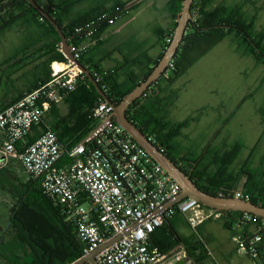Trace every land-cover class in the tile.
<instances>
[{"label": "built area", "instance_id": "2783aa9c", "mask_svg": "<svg viewBox=\"0 0 264 264\" xmlns=\"http://www.w3.org/2000/svg\"><path fill=\"white\" fill-rule=\"evenodd\" d=\"M128 12V7L116 5L111 12L76 24L72 33L75 42L69 43L73 58L63 53V60L51 62L47 82L24 92L0 111V169L18 160L29 177L40 181L43 194L61 206L66 220L74 226L84 256L121 236L96 255L98 264H178L184 260L193 264L184 246L164 254L153 243L154 233L167 220L182 215L199 234L198 228L206 221L223 220V211L190 198L167 208L180 196V185L116 123L113 105L101 97L93 111L96 132L79 143L64 144L50 126L34 141L26 142L34 127L43 123L45 113L62 103L86 77L74 60L80 62L104 40L105 30ZM91 74L99 83L114 70L94 69ZM102 88L106 93L107 85ZM20 143L22 150L18 151ZM64 157L67 162L60 165ZM231 194L237 199H250L242 190L235 189ZM244 219L257 229L243 231L235 223L232 232L237 249L256 264H264L259 259L264 221L249 213Z\"/></svg>", "mask_w": 264, "mask_h": 264}, {"label": "trees", "instance_id": "16d2710c", "mask_svg": "<svg viewBox=\"0 0 264 264\" xmlns=\"http://www.w3.org/2000/svg\"><path fill=\"white\" fill-rule=\"evenodd\" d=\"M9 1L0 0V7ZM35 1L61 27L68 43L75 42L72 34L73 27L85 21L71 20L66 23V19L70 15V10L76 0H50L48 5H44L42 0ZM211 2L212 0H194L191 8L193 17L187 26L172 65L168 66L167 72L127 109L126 115L156 146L163 149L164 153L176 162L202 191L211 195L223 194L227 197H233L231 192L238 186L240 176H249L250 182L246 184L243 191L250 196V201L264 208V185L257 179L259 172L241 170L236 174V177L233 176V164L241 146H237L231 152L223 155L212 153L208 149L202 157L196 156L193 160L178 159L171 152V143L174 138L180 135L182 129L188 127L194 119L190 118L175 123L166 115L157 116L154 113L156 108L161 107L165 100L161 96L164 89L161 88L160 82L174 83L227 35L234 34L244 53L253 56L264 64V30L258 31L252 22L247 23L240 6L233 8L218 7L210 10ZM110 3H117L116 5L124 7L128 4L122 3L121 0H100V7L95 12L106 11V5ZM168 6L174 20L173 26L167 34L158 33L163 51L152 66L148 68V71L137 80L129 75L125 80L120 81L118 76V71L122 69L120 67L115 70L114 74L99 82L101 88L105 84L107 85L106 94L115 105H119L126 95L147 79L162 58L169 41L172 40L182 9V0H170ZM134 7L135 5L128 9ZM23 17L39 26L42 35L38 41H40L41 46L34 57L29 56L25 50L22 53H17L4 64L23 68L30 62L43 60L37 67L40 70H45L51 62L63 60L64 54L60 51L62 43L59 33L47 18L27 0H13L11 7L0 12V32ZM85 61L84 56L80 63L90 72L94 69L101 70L98 65L92 67ZM49 78L50 74H47V79ZM46 80L38 82L34 88L45 83ZM168 98L170 99L168 106H170L175 101L176 94ZM100 99L101 96L87 77L78 83L73 92L66 95L64 101L68 102L69 111L63 118L55 120L51 126L60 141L64 144L73 141L72 145H74L86 138L97 127L93 111ZM36 128L37 126L34 127L33 133ZM32 134L26 137L28 144L33 141L34 135ZM17 148L18 151H21L22 144H18ZM66 162L67 158L64 157L60 165ZM25 187L24 195L19 204L11 209L9 229L13 238L0 246V252H4L3 254L0 253L4 261L7 264H72L83 257V248L77 239L74 226L66 220L61 206L43 194L38 179L30 177ZM223 213L225 215L224 226L229 230H232L235 223H238L243 231H248L249 227L252 226L250 222L244 219L246 213L235 211H223ZM173 219L167 220L159 229L161 233L156 230L152 238L154 245L164 254H169L179 246H184L189 257L194 261L193 264H203L207 257V251L201 236L195 234L189 238L180 236L173 227ZM258 221L261 222L264 219L258 217ZM260 233L262 234V242L259 259L264 261V229L260 230ZM20 247L28 250L23 256L18 253Z\"/></svg>", "mask_w": 264, "mask_h": 264}, {"label": "rangeland", "instance_id": "374dc122", "mask_svg": "<svg viewBox=\"0 0 264 264\" xmlns=\"http://www.w3.org/2000/svg\"><path fill=\"white\" fill-rule=\"evenodd\" d=\"M166 1H140L130 9V16H133L134 20L122 30L121 34L117 35L118 39L114 38L115 35H109L104 37L100 43L107 42L108 44L113 42L112 39H116L115 44L121 46L124 52L134 51L143 43V49L152 52L155 40L154 30L164 25ZM225 5L240 6L247 23L252 22L256 30L264 29V0H226ZM72 6L75 7L76 3ZM41 35L39 26L27 18L23 17L14 22L0 32V62H5L17 53H22L26 48L33 46ZM237 42L235 35L230 34L224 42L213 47L172 87L174 90H179L177 101L168 106L170 99L164 95L163 104L154 112L157 116L166 115L173 122L194 119L190 127L184 131L188 140L183 147V152L187 156L198 152L206 141L214 137V133L221 130L226 118L229 119L232 115H236L235 120L244 121L245 128H242L235 138L244 135L243 140L248 143L250 134L247 132L250 133L252 124L257 119L255 109L258 108L264 117V64L253 56L245 54ZM242 100L247 102L237 110L238 106L235 104ZM164 103L167 104L166 107ZM63 104V107H67L69 111L68 102L65 101ZM64 116H60L56 111L52 121ZM263 153L264 138L255 156L259 159ZM261 165L258 163L256 167H260L259 179L263 181L264 161ZM29 178L18 161H13L0 169V237L5 238L2 242L4 244L13 238L8 228L11 209L17 206L22 199ZM7 229L9 235L6 236ZM178 231L183 236L192 233L185 226H178ZM219 233L220 230L214 233L217 242L221 241ZM193 234L195 233L191 235ZM207 243L210 245V242ZM27 252V249L20 247L18 253L23 256Z\"/></svg>", "mask_w": 264, "mask_h": 264}, {"label": "crops", "instance_id": "0c3cea01", "mask_svg": "<svg viewBox=\"0 0 264 264\" xmlns=\"http://www.w3.org/2000/svg\"><path fill=\"white\" fill-rule=\"evenodd\" d=\"M49 1L50 0H42L44 5H48ZM121 1L124 3H128L126 7H128L133 2L131 0ZM169 2L170 0L166 1L167 10L166 14H164L163 16L164 25L162 27L158 26L154 30L153 37H155V40L153 42L152 52L144 50L143 43L139 45L137 49H134V51L124 52L121 46H117V44H115L116 39H112L113 42L111 41L108 44L107 42H102L94 46L85 55V62H87L89 66L93 67V65H98L102 70H114V72L118 68L122 67V69L118 71L120 81L125 80L129 75H131L135 80L141 78V76L148 71V68L152 66L153 62H155L159 58L160 54L163 51L158 33L164 32L165 34H167L172 29L174 20L169 11ZM99 4L100 0H76V6H72L70 10V15H68V18L66 19V23H69L71 20L88 21L102 13L111 12L117 3H110L106 5V11L102 13H96L95 10L100 7ZM225 4L226 0H212L211 4L209 5V9L214 10L218 7H236H229ZM133 20L134 17H131L130 12H128L120 20H118V22L114 26H111L110 28L105 30V37L109 35H115L114 38L118 39L117 35L121 34L122 30L128 27L133 22ZM263 30L264 29L258 31ZM226 37L220 43L224 42ZM39 39L40 38L38 37V40ZM38 40L33 46L26 48L27 54L31 57H34L36 55V52L41 46V43ZM220 43H218L217 45H219ZM60 51L63 53V47L60 48ZM42 61L43 60L30 62L27 66L23 68L20 66L4 64V62H0V111L8 107L9 105L15 103L24 92L33 89L38 82L47 79V74L49 75L51 73L50 66L46 67L45 70H40L37 67ZM49 79H47L45 82H47ZM179 79H177L172 84L160 82L161 88L164 89L161 93V96L163 97L164 95H166L167 97H173L176 94V98L174 101L176 102L179 97V90H174L172 87ZM64 102L65 101L56 106H53V108H51L45 113L43 123L37 126L35 132H32L33 134L31 133L32 135H34L33 141L42 132H44L48 126L51 127L53 125L55 119L52 121V118L53 115H55L56 111H58L60 116L67 115L68 108L63 107ZM246 102L247 101L242 100L240 103H236L235 106H238L237 110H239L241 106H244ZM262 115L263 113L260 112L258 108L255 109V116L257 117V119L256 122L252 124V129L250 130V133L247 132V134H250V136H248V143L243 140L244 135H240L235 138V135L239 133L242 128L245 127L244 121L242 119L235 120L236 115H232L229 119H225L226 121L221 127V130L214 133V137L206 141L198 152L187 156L183 152V147L188 140V137L186 134H184V131L190 127V123L188 127L182 129L179 136L174 138L173 142L171 143V152L178 159L184 158L187 160H193L196 156L202 157L208 149L212 153H218L220 155H223L224 153L231 152L235 147L241 146V149L238 152V155L233 164V172L235 174H233V176L236 177V174L239 173V171L241 170H250L253 172H258L260 167H262V162L264 161V153L260 155L259 159L255 156L257 148L260 147L262 139L264 138V117H262ZM72 144L73 141L67 143L66 145ZM1 145L2 140L0 139V146ZM13 161L18 160H12L10 163H12ZM258 163L261 166L257 168L256 166L258 165ZM249 165H251V167H249ZM257 179L264 185V180L261 181L259 179V176H257ZM249 180V176H240V181L235 189L242 190L243 188V190H245L246 184L250 182ZM172 224L175 230L179 233V235L184 238H189L190 236H192V233H195L190 228L186 218L182 215H176L172 221ZM178 226H185L189 228L192 233L190 235L183 236L178 231ZM159 229H157V232L161 233V230ZM216 230H220V242H217L216 238H214V233ZM249 231L255 232L256 227L253 225L250 226ZM198 233L199 234H195L197 236L201 235L200 238H202V241L205 245V249L207 251V257L205 258L203 264H256V260L251 258L248 254L238 251L236 243L232 239L233 232L232 230H229L224 226V219L206 221L198 228ZM5 234L6 236L9 235L8 229ZM4 239L5 238L3 236L0 237V246L4 244L2 243L4 242ZM207 242H210V245ZM217 248L218 251L216 252ZM0 264H7L1 255Z\"/></svg>", "mask_w": 264, "mask_h": 264}, {"label": "water", "instance_id": "95a60500", "mask_svg": "<svg viewBox=\"0 0 264 264\" xmlns=\"http://www.w3.org/2000/svg\"><path fill=\"white\" fill-rule=\"evenodd\" d=\"M12 1L10 0L6 4L0 7V12L12 6ZM32 4L47 20L54 26V28L59 33L61 38V43L63 47V53L69 58H73L70 52V44L66 36L64 35L61 27L57 22L41 8L35 0H27ZM141 0H134L129 6L140 2ZM194 0H182V9L177 20V25L173 34V38L170 44L164 51L162 58L159 60L158 64L152 70L147 79L134 88L128 95L123 98L119 105H114L107 94L102 90L99 83L93 78L90 70L86 68L82 63L74 60L75 64L80 67L85 76L94 85L99 95L109 104L113 105V115L112 118L118 123L130 137H132L159 165H161L167 173L180 185L181 194L174 201L167 205V208L172 206L174 203L179 202L183 199L190 198L195 199L202 205L218 210V211H235L243 212L256 215L264 219V208L260 205L254 204L250 200L237 199L234 197H227L222 195H211L202 191L177 164L174 162L167 154H165L158 146H156L132 121H130L126 115L127 109L140 97H142L145 92L150 88V86L156 83L166 72L170 62L174 59L177 54L178 48L181 45L187 26L192 19V4ZM111 118L109 119V121ZM96 130H93L89 136H93ZM243 191V188H242ZM121 236H117L106 244H104L97 251L85 255L73 262L72 264H98L96 255L111 245L113 242L117 241ZM173 255V254H172ZM194 263V261H193ZM186 264V260L178 263ZM200 264V263H196Z\"/></svg>", "mask_w": 264, "mask_h": 264}]
</instances>
